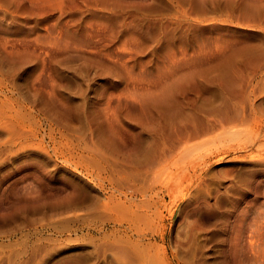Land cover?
<instances>
[{"label": "rangeland", "instance_id": "374dc122", "mask_svg": "<svg viewBox=\"0 0 264 264\" xmlns=\"http://www.w3.org/2000/svg\"><path fill=\"white\" fill-rule=\"evenodd\" d=\"M148 252L264 264V0H0V264Z\"/></svg>", "mask_w": 264, "mask_h": 264}, {"label": "bare ground", "instance_id": "6f19581e", "mask_svg": "<svg viewBox=\"0 0 264 264\" xmlns=\"http://www.w3.org/2000/svg\"><path fill=\"white\" fill-rule=\"evenodd\" d=\"M161 110H162V109H161ZM244 111H245V110H244ZM244 111H242V113H244ZM148 112H149V111H148ZM238 112H239V111H238ZM145 113H146V112H145ZM242 113H241V114H242ZM149 114H150V112H149ZM161 114H162V113H161ZM246 114H247V113H246ZM246 114H243V115H241V116H238L237 114H236V115H237V117H239V119H245V118H246V116H245ZM236 115H235V116H236ZM229 116H230V115H229ZM229 116H228V117H229ZM225 117H226V116H225ZM229 118H231V117H229ZM234 118H235V117H234ZM234 118H233V119H234ZM248 118H249V117H248ZM218 119H219V118H217V121H219ZM228 120H229V119H228ZM245 120H246V119H245ZM245 120H244V121H245ZM217 121H216V122H217ZM220 121H221V119H220ZM220 121H219V123H220ZM222 121H223V120H222ZM224 121H225V119H224ZM234 121H235V120H234ZM237 122H238V121H237ZM180 128H181V127H180ZM158 130H159V129H158ZM184 130L187 132L186 128H185ZM159 131H160V130H159ZM164 131H165V130H164ZM164 131H163V132H164ZM181 131H182V130H181ZM185 131H184V132H185ZM161 132H162V131H161ZM171 132H172V131H171ZM162 135H163V134H162ZM162 141H163V140H162ZM213 160H214V159H213ZM197 162H199V161H197ZM204 163H205V162H204ZM195 164H196V162H195ZM207 164H208V162H207ZM202 165H204V164H202ZM205 165H206V163H205ZM177 166H178V165H177ZM199 166H200V165H199ZM206 166H207V165H206ZM189 167H190V166H189ZM192 169H193V168H192ZM181 170H182V168H181ZM181 170H180V172H181ZM183 171H186V169L182 170V172H183ZM202 171H203V170H202ZM197 172H198V171H197ZM169 173H170V172H169ZM184 173H185V172H184ZM196 174H197V173H196ZM179 175L181 176V174H179ZM179 175H178V176H179ZM184 175H186V174H184ZM187 175H188V173H187ZM178 176H177V175L175 176L176 179L179 178ZM182 176H183V175H182ZM194 177H195V176H194ZM180 178H181V177H180ZM186 178H187V177H186ZM173 179H175V178H173ZM182 179H183V178H182ZM188 179H189V178H188ZM177 180L179 181V179H177ZM177 180L175 181V183H176V182L178 183ZM180 180H181V179H180ZM204 180H205V179H204ZM206 181H207V180H206ZM211 181H212V180H211ZM217 181H218V180H217ZM170 182H171V181H170ZM172 182H173V181H172ZM179 184H180V183H179ZM195 184H197V183H195ZM172 185H174V184H172ZM176 185H177V184H176ZM197 186H198V185H197ZM164 187H167V186H164ZM160 188H161V187H160ZM169 188H171V187H169ZM176 188H177V187H176ZM194 188H195V187H194ZM166 189H167V188H166ZM206 190H207V189H206ZM157 191L159 192L160 190L158 189ZM171 191H174V190H171ZM171 191H170V193H171ZM167 192H168V190H167ZM167 192H166V193H167ZM190 192H191V191H190ZM156 193H157V192H156ZM158 194H159V193H158ZM162 194H164V192H163ZM173 194H174V192H173ZM169 195H170V194H169ZM171 195H172V194H171ZM197 196H199V195H197ZM200 196H201V195H200ZM173 197H174V195H173ZM173 197H172V200H173ZM204 198H205V197H204ZM160 200H161V199H160ZM209 200H210V199H209ZM222 200H223V199H222ZM212 201H213V199H212ZM153 202H154V201H153ZM155 202H156V201H155ZM155 202H154V203H155ZM215 202H216V201H215ZM220 202H221V201H220ZM159 203H160V202H159ZM159 203H158V204H159ZM212 203H213V202H212ZM178 205H179V204H178ZM220 205H221V204H220ZM149 206H150V205H149ZM151 207H152V206H151ZM212 208H214V207H212ZM156 209H157V208H156ZM147 210H149V209H147ZM159 210H160V208H159ZM151 211L154 212L153 210H151ZM145 212H146V214H148L146 210H145ZM160 213H161V212H160ZM222 213H223V212H222ZM154 214H155V213H154ZM163 214H164V213H163ZM206 214H207V212H206ZM165 215H166V214H165ZM207 215H208V214H207ZM209 215H210V214H209ZM153 216H154V215H153ZM210 216H211V215H210ZM210 216H209V217H210ZM213 216H214V215H213ZM217 216H218V215H217ZM148 217H149V216H148ZM207 217H208V216H207ZM209 217H208V218H209ZM218 217H220V216H218ZM150 218H151V217H150ZM157 218H158V217H157ZM157 218H156V219H157ZM216 218H217V217H216ZM216 218H215V216H214V219H216ZM153 219H154V217H153ZM153 219L151 218V220H153ZM162 219H163V218H162ZM162 219H161V220H162ZM159 220H160V219H159ZM149 221H150V220H149ZM154 221H155V220H154ZM150 222H151V221H150ZM156 222H158V221L156 220ZM148 224H149V223H148ZM154 224H155V222H154ZM160 224H161V223H160ZM136 225H137V223H136ZM156 225H157V224H156ZM158 225H159V224H158ZM153 226H154V225H153ZM153 226H152V228H153ZM161 226H162V225H161ZM138 227H139V225H138ZM133 229H134V228H133ZM142 229H143V228H142ZM140 230H141V228H140ZM158 230H159V229H158ZM161 230H162V228H161ZM146 231H147V230H146ZM155 231H156V230H155ZM157 232L159 233V231H157ZM157 232H156V233H157ZM165 232H166V231H165ZM142 233H143V232H142ZM144 234H145V232H144ZM153 234H155V233H153ZM157 235H158V234H157ZM142 236H143V234H142ZM145 236L148 237V235H145ZM152 236H153V235H152ZM142 238H143V237H142ZM149 239H150V238H149ZM164 239H165V238H164ZM148 241H149V240H148ZM251 241H252V240H251ZM145 242H146V241H145ZM149 242H150V241H149ZM142 243H143V242H142ZM152 243H153V240H152ZM149 244H150V243H149ZM251 244H253V241H252ZM133 246H134V245H133ZM150 246H151V245H150ZM153 246H154V245H153ZM138 247H141V246H138ZM146 248H147V247H146ZM149 248H150V247H149ZM152 248H153V250L155 251V246L152 247ZM150 249H151V248H150ZM161 249H162V248H161ZM140 250L144 251L143 248L140 249ZM153 250H152V251H153ZM162 250H163V249H162ZM147 251H148V250H147ZM152 251H151V252H152ZM154 251H153V252H154ZM157 251H158V250H157ZM151 252H150V253H151ZM148 253H149V252H148ZM150 253H149V255H147V256H146V254L142 253L143 256H146V259H145V261L143 262V264H156V263H157L156 260H157L158 258L156 259V256H155L154 253H153V254H152V253L150 254ZM158 253H159V251H158ZM134 254H136V256H137V255H138V256L140 255L137 251H135ZM134 254H133V255H134ZM258 255H259V254H258ZM134 256H135V255H134ZM134 256H133V258H132V259H133V262H135V261H134ZM138 256H137V257H138ZM143 256H141V257L143 258ZM263 256H264V255H263ZM137 257H135V258H137ZM139 257H140V256H139ZM260 258H262V257H260ZM132 259H131V260H132ZM177 259H178V258H177ZM253 259H254V258H253ZM257 260H258V259H257ZM261 260H262V259H261ZM261 260H260V261H261ZM137 261H138V260H137ZM137 261H136V262H137ZM255 261H256V260H255ZM253 262H254V261H253ZM262 262H263V261H262ZM137 263H138V262H137ZM140 263H141V262H140ZM141 264H142V263H141Z\"/></svg>", "mask_w": 264, "mask_h": 264}]
</instances>
